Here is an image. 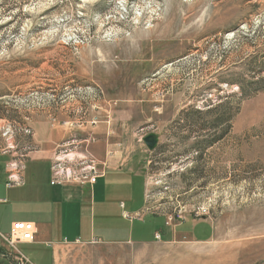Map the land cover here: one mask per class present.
<instances>
[{"label": "rangeland", "instance_id": "obj_1", "mask_svg": "<svg viewBox=\"0 0 264 264\" xmlns=\"http://www.w3.org/2000/svg\"><path fill=\"white\" fill-rule=\"evenodd\" d=\"M106 95L139 121L128 139L145 146L150 211L215 228L208 243L128 246L123 261L264 264V0H0V146H41L29 124L57 123L68 103L87 126ZM5 182L0 163V193Z\"/></svg>", "mask_w": 264, "mask_h": 264}, {"label": "crops", "instance_id": "obj_2", "mask_svg": "<svg viewBox=\"0 0 264 264\" xmlns=\"http://www.w3.org/2000/svg\"><path fill=\"white\" fill-rule=\"evenodd\" d=\"M105 98L109 103L90 116L98 121L95 126L90 119L87 126L76 125L77 115L68 110L71 103L61 107L57 123L40 116L29 124L42 136L41 146H34L28 154L24 185L8 189L5 182L8 193H0V200L8 201L0 206L2 233L9 234L16 222L36 227L34 243L17 245L29 264H126L119 251L128 246L145 247L181 238L199 244L214 240L215 228L208 219L186 230L192 219L167 225V218L150 211L149 181L142 155L145 146H133L128 139L138 130L134 108L126 99ZM110 100L115 102L112 112ZM77 135L89 137L91 145L83 146L85 154L93 157L104 173L92 185L52 186L51 166L59 143ZM10 159L9 154L0 151L5 181ZM11 190L18 192L11 196ZM6 218L8 221H4ZM160 220L163 227H158ZM203 225L207 229L199 231ZM156 234L161 235L160 240ZM4 249L7 248L2 252ZM2 252L0 264H13Z\"/></svg>", "mask_w": 264, "mask_h": 264}, {"label": "built area", "instance_id": "obj_3", "mask_svg": "<svg viewBox=\"0 0 264 264\" xmlns=\"http://www.w3.org/2000/svg\"><path fill=\"white\" fill-rule=\"evenodd\" d=\"M97 123V120H91L92 126H95ZM89 140L85 142H89ZM74 144L75 141L64 142L57 150L51 166L52 186L92 185L103 175L104 170L100 168V164L93 157L85 154V147L83 151V146ZM0 151L11 156L6 168V187L12 189L23 186L25 183L24 171L26 161L28 154L34 151V146H26L21 150H18L16 146H6L5 148H1ZM7 203L8 201L5 199L0 200V206ZM196 215L197 217H201L199 213ZM125 217L129 218L128 215H125ZM201 218L206 217L203 216ZM174 221L173 217H169L167 225H171ZM35 238L36 227L33 223L16 222L12 225L9 234H4L0 231V252H2L3 248H7L2 252L4 258H8L13 264H29L27 258L19 252L17 245L19 243H34ZM156 239L160 240L161 235L156 234Z\"/></svg>", "mask_w": 264, "mask_h": 264}, {"label": "trees", "instance_id": "obj_4", "mask_svg": "<svg viewBox=\"0 0 264 264\" xmlns=\"http://www.w3.org/2000/svg\"><path fill=\"white\" fill-rule=\"evenodd\" d=\"M219 109L223 110L224 112V116H223V120H224V126L226 127V131H228V129L230 128L229 122L231 120L232 117V112L233 110L231 108H229V104L226 102H222L219 105ZM208 112L211 113V110H209ZM215 124H209V125H205L207 127H214ZM222 138H215L214 140H205V142H200V145H205V146H196V148H199L201 151V157L203 156V152L206 150V148H208V145H211L219 140H221ZM198 169L196 168L195 171H197Z\"/></svg>", "mask_w": 264, "mask_h": 264}, {"label": "water", "instance_id": "obj_5", "mask_svg": "<svg viewBox=\"0 0 264 264\" xmlns=\"http://www.w3.org/2000/svg\"><path fill=\"white\" fill-rule=\"evenodd\" d=\"M160 135L151 133L143 138V142L150 152H154L159 145Z\"/></svg>", "mask_w": 264, "mask_h": 264}]
</instances>
